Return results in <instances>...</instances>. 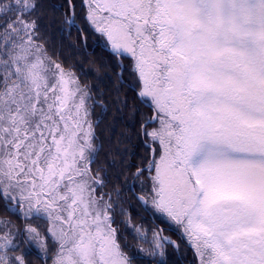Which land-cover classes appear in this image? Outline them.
<instances>
[{
	"label": "snow or ice",
	"instance_id": "snow-or-ice-1",
	"mask_svg": "<svg viewBox=\"0 0 264 264\" xmlns=\"http://www.w3.org/2000/svg\"><path fill=\"white\" fill-rule=\"evenodd\" d=\"M73 32L102 42L105 88L65 65ZM133 199L178 239L133 224ZM166 246L264 264V0H0V264H170Z\"/></svg>",
	"mask_w": 264,
	"mask_h": 264
},
{
	"label": "trees",
	"instance_id": "trees-1",
	"mask_svg": "<svg viewBox=\"0 0 264 264\" xmlns=\"http://www.w3.org/2000/svg\"><path fill=\"white\" fill-rule=\"evenodd\" d=\"M52 2H56V0H52ZM54 39L55 46L60 51L61 58L63 59L65 65L74 66V70L82 82L92 84L93 86L101 89L107 86L106 79L103 81L98 80L95 75V70L99 67L101 60L107 57V53L103 50L102 42L96 41L90 36L87 42V48H85L76 32H73L71 37L63 40H61L59 35L56 34ZM72 45H75V47ZM97 112H99V109H97ZM109 120L110 118L106 119L104 123L100 125V128L97 129L98 133L101 135V139L104 141L105 150L109 147L115 148L117 146L114 142L111 145L108 143V138L113 135L107 127ZM116 131L118 133L120 129H117ZM133 143H135V140H133ZM126 146L130 147V145L127 144L119 145L121 148ZM129 211L132 215L133 224L141 226L144 230L163 228V235L170 236L173 240L178 239L174 228H170L166 222H163L162 218H154L151 213L145 212L134 199L131 200V208ZM125 235L127 236L128 243L130 245L129 251H133L137 248L151 247V231H147L146 242L143 239H134L131 230L126 232ZM166 248L167 252L172 255L170 264H187V262L192 259L191 252L188 253L187 259L185 260L179 258V254H173V250L170 247L166 246ZM181 250H184L183 245ZM28 259L30 264H42L41 260L37 258L35 252H33ZM148 259H150V257H146L143 253H140L137 256V260L143 261L144 264H147ZM165 259H168V257L166 256Z\"/></svg>",
	"mask_w": 264,
	"mask_h": 264
}]
</instances>
